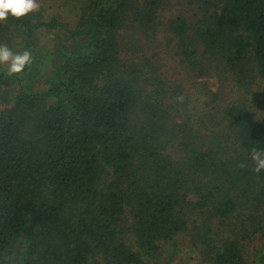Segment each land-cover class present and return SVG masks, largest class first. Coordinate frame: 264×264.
Here are the masks:
<instances>
[{
    "label": "trees",
    "instance_id": "obj_1",
    "mask_svg": "<svg viewBox=\"0 0 264 264\" xmlns=\"http://www.w3.org/2000/svg\"><path fill=\"white\" fill-rule=\"evenodd\" d=\"M166 1L83 0L72 25L42 10L0 20V45L32 55L19 74L0 65V88H19L0 110V264H102L100 255L107 264H159L160 243L188 229L195 174L200 206L234 220L220 243L200 236L207 260L248 264L242 240L259 239L253 256L264 264V169L251 159L253 146L264 148V117L223 108L231 134L216 144L224 146L184 137L174 160L163 144L174 137L171 111L189 93L161 78L147 90L123 70L122 28L150 31ZM199 4L195 23L178 15L167 24L180 62L206 71L213 61L264 91V0ZM53 33L51 46L42 42Z\"/></svg>",
    "mask_w": 264,
    "mask_h": 264
},
{
    "label": "rangeland",
    "instance_id": "obj_2",
    "mask_svg": "<svg viewBox=\"0 0 264 264\" xmlns=\"http://www.w3.org/2000/svg\"><path fill=\"white\" fill-rule=\"evenodd\" d=\"M40 9L49 20L57 16L60 20L75 24L78 19L83 0H38ZM199 0H167L159 13L154 28L143 31L136 25L126 24L121 30V63L123 70L133 74L145 83L149 90L153 84L160 85L159 78L168 82L176 81L183 85L189 98L177 105V110L171 111L174 125L171 126V136L167 144H163L164 153L178 160L184 156L183 138L189 137L191 142L203 146H224L216 144L229 138L230 119L223 108L234 110L245 117H264L263 84L261 82H238L229 71L213 61L208 62L206 71H192L186 68L177 54L176 41L167 31V24L178 15H185L190 22L195 23L200 11ZM55 33L44 36L43 43L52 45ZM201 60H206L201 56ZM48 72V68H47ZM199 75V76H198ZM37 83L38 88L46 86L45 78ZM208 80V86L200 84ZM18 86L0 88V110L9 104ZM181 102V101H180ZM218 106V107H217ZM228 116V115H227ZM230 142V139L228 143ZM202 146V147H203ZM196 179L188 191L185 210L188 216V229L175 235L168 241L160 243L161 249L155 260L159 264H211L203 252L201 235L212 238L213 243H220L233 235L231 221H222L211 217L206 209L200 206L202 199L196 185L201 175L192 176ZM207 183V182H206ZM201 184V182H200ZM241 210H239V213ZM126 213L125 223L130 220ZM248 264H255L253 253L260 246L259 239L242 240ZM102 264L107 260L99 257Z\"/></svg>",
    "mask_w": 264,
    "mask_h": 264
},
{
    "label": "clouds",
    "instance_id": "obj_3",
    "mask_svg": "<svg viewBox=\"0 0 264 264\" xmlns=\"http://www.w3.org/2000/svg\"><path fill=\"white\" fill-rule=\"evenodd\" d=\"M38 0H0V20H5L11 13L14 17H23L26 14L38 11ZM32 61V55L25 50L22 53H14L6 44L0 45V65L7 66L9 75L19 74L24 71ZM251 159L255 163V171L264 169V148L253 146Z\"/></svg>",
    "mask_w": 264,
    "mask_h": 264
}]
</instances>
